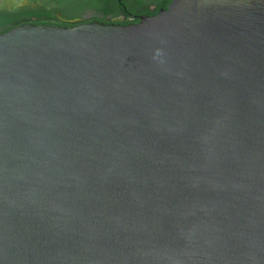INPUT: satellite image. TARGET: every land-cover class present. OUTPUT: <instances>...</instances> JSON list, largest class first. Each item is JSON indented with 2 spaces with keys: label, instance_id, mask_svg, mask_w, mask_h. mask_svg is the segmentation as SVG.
I'll use <instances>...</instances> for the list:
<instances>
[{
  "label": "water",
  "instance_id": "obj_1",
  "mask_svg": "<svg viewBox=\"0 0 264 264\" xmlns=\"http://www.w3.org/2000/svg\"><path fill=\"white\" fill-rule=\"evenodd\" d=\"M0 264H264V0L0 34Z\"/></svg>",
  "mask_w": 264,
  "mask_h": 264
},
{
  "label": "trees",
  "instance_id": "obj_2",
  "mask_svg": "<svg viewBox=\"0 0 264 264\" xmlns=\"http://www.w3.org/2000/svg\"><path fill=\"white\" fill-rule=\"evenodd\" d=\"M0 5V34L20 25H46L70 28L96 21L112 24L110 19L123 15L126 22L137 24L139 17H150L165 10L172 0H4ZM150 7L155 10L151 11ZM90 18H86L87 14ZM136 17V21L132 19ZM135 19V18H134ZM80 20V23H73Z\"/></svg>",
  "mask_w": 264,
  "mask_h": 264
},
{
  "label": "flooded vegetation",
  "instance_id": "obj_3",
  "mask_svg": "<svg viewBox=\"0 0 264 264\" xmlns=\"http://www.w3.org/2000/svg\"><path fill=\"white\" fill-rule=\"evenodd\" d=\"M150 10L154 11L155 8L154 7H150ZM90 17H91V15L88 13L86 15V18L88 19ZM134 18L132 19V21H136V17H134ZM139 18H141V17H139ZM110 21L112 22V24H116V25L119 24L120 25V24H123L124 22H126V19H125V17L123 15H120L116 19H110ZM80 22H81L80 20L73 21V23H80ZM93 22H96V21H93Z\"/></svg>",
  "mask_w": 264,
  "mask_h": 264
},
{
  "label": "rangeland",
  "instance_id": "obj_4",
  "mask_svg": "<svg viewBox=\"0 0 264 264\" xmlns=\"http://www.w3.org/2000/svg\"><path fill=\"white\" fill-rule=\"evenodd\" d=\"M3 2H5V1H4V0H0V5H1ZM15 2H16V3H18V2L20 3L21 0H16Z\"/></svg>",
  "mask_w": 264,
  "mask_h": 264
}]
</instances>
